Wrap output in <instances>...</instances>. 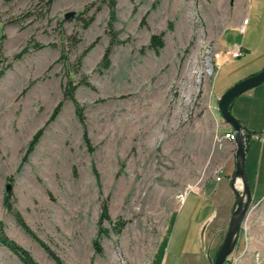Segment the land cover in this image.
Masks as SVG:
<instances>
[{
	"label": "rangeland",
	"instance_id": "374dc122",
	"mask_svg": "<svg viewBox=\"0 0 264 264\" xmlns=\"http://www.w3.org/2000/svg\"><path fill=\"white\" fill-rule=\"evenodd\" d=\"M102 1L53 0L47 12L41 0H0V224L39 264H58L44 246L65 264H162L170 247L195 245L209 211L197 210L185 224L188 207L181 204L220 176L219 154L226 150L212 105L264 70V0H116L114 28L123 43L108 66L102 62L110 45L106 4L88 29L78 20L63 22ZM244 16L249 24L241 34L233 27ZM160 34L165 46L156 54L149 45ZM237 45L244 56L226 59ZM85 78L90 86L80 85L75 96L91 149L74 103L64 100L68 81ZM255 93L264 97V84L244 96ZM249 119L263 138L264 100ZM256 179L236 264H264V173L253 185ZM227 184L225 178L221 187ZM223 197L207 229L206 245L217 251L237 207L234 192ZM104 202L113 221L127 225L102 238L100 253L94 240ZM0 264L23 263L0 243Z\"/></svg>",
	"mask_w": 264,
	"mask_h": 264
},
{
	"label": "crops",
	"instance_id": "0c3cea01",
	"mask_svg": "<svg viewBox=\"0 0 264 264\" xmlns=\"http://www.w3.org/2000/svg\"><path fill=\"white\" fill-rule=\"evenodd\" d=\"M245 17L246 16H244V18ZM242 22L243 19L239 23V25H236L233 28L239 31V27L241 26ZM243 49L245 51L244 47ZM225 58L228 59L226 56ZM224 88L225 89H223V92L226 90L227 87ZM248 92L242 94L243 95V96L241 95L242 97L241 96L238 97L232 103L230 110L233 116L237 118V120L243 126V131L246 135L245 170L250 182V187L252 191L254 190L253 199H255V193L258 187L257 179H256V184L254 185L252 184V181L253 180L255 181V178L258 174L264 173V139L258 136V134H261L263 131L261 130L256 131L257 127L256 126L253 127L249 119V115L251 113L253 115L254 112L257 111V106L258 104L263 102L264 97H260L258 93L257 94L255 93L254 95L248 94V96H244ZM221 98H222L221 95L217 97V103L215 106L211 104L213 108L214 117H215V111L220 112L219 102ZM209 100H210V94H209ZM218 124H219L218 129L220 128L225 130L224 133L222 134L219 133L221 136L226 133L235 134L233 127L226 120H224L222 115H221V121ZM223 143L226 150L225 153L219 154V159L221 160V164L218 167V171H217L219 172V170L220 171L222 170L221 173L222 179L220 181H217L216 178L214 182L206 185L204 190L191 192L192 194L190 195L188 194L181 204V206L184 204V210L186 209V207H188L185 224L189 220V218L195 214L197 210L198 212L204 209H207L209 211L208 214L201 221V225L199 227V231L197 234L199 241L197 239L195 245L191 246L190 248H184L181 245H177V247L171 251V247H170L168 249V252H166L164 256V261L162 264H215V258L219 251L215 250L212 246L206 245L207 229L210 227L212 222L218 217L220 211L222 210L221 209V206L223 204L222 201L225 199L223 195L225 197L228 196L229 199L232 198L231 195L234 192L232 190V186L236 174V151H237L236 142L223 140ZM225 178L228 180V184L224 187H221V184L225 181ZM239 183L240 181L236 182V186L238 185L237 187H239L240 185ZM227 189H230V191H228ZM218 191H219V195H217ZM262 199H264V196L261 197L259 200ZM183 232L184 231L180 232L181 234L180 240L183 239V235L185 233ZM229 262L232 263L231 261Z\"/></svg>",
	"mask_w": 264,
	"mask_h": 264
},
{
	"label": "trees",
	"instance_id": "16d2710c",
	"mask_svg": "<svg viewBox=\"0 0 264 264\" xmlns=\"http://www.w3.org/2000/svg\"><path fill=\"white\" fill-rule=\"evenodd\" d=\"M42 3L44 4V7L46 8L47 12H49L53 6V0H41ZM107 5L110 9V15H111V20L109 21L108 24V33L110 35V45L106 49L105 56L103 58V64H106V66L109 65L110 63V57L113 53L114 48L117 45L122 44L123 42L119 40L117 32L115 31L114 24L116 21V7H117V1L116 0H103L102 4L98 6V4H92L90 6H87L85 10L79 14H74L73 16L70 17H65L63 22H68L71 20H78L82 23L84 29H88L95 21V16L97 12H99L102 9L103 5ZM93 12V14L90 16V13ZM164 35H153L150 41L149 49H152L156 52V54H159L160 51L164 48L165 43H164ZM79 43V40L75 39V41L72 42V46L76 47ZM95 43L89 46L85 50V52L80 56L78 59V66L80 67L82 65L83 58L95 47ZM66 59V55L63 53L62 59ZM80 85H85V86H90L89 82L87 79H83L79 84H76L72 79L68 81V84L64 88V100H70L71 102L74 103L75 108H76V113L78 118L80 119L83 127H84V140L88 146V148H92L91 146V141L89 139L87 127H86V117H85V111L83 106L77 101L76 99V91ZM62 107V106H61ZM59 110L57 109L53 115L52 119H56L57 115H59ZM43 135V130L38 132L34 139L31 142L30 149H33V147L37 144V142L40 140V138ZM12 200L11 197V192H8L6 195V204L10 210L13 209L12 204L10 201ZM19 217V216H18ZM19 222L21 225L30 233L34 236L32 231L29 229V227L22 221V219L19 217L18 218ZM105 223H109L112 225L110 229L105 227ZM127 222H125L122 219H119L118 221L114 222L113 218L110 215V210H109V204L108 202H104L102 204V210H101V215L100 219L98 221V235L94 240V246L95 249L103 253V249L101 247V242L102 238L104 236H109L111 231H114L115 234H122L124 229L126 228ZM35 237V236H34ZM36 239V238H35ZM0 243L2 245H5L8 249H10L20 260L23 264H39L33 256L22 246H20L18 243L15 241L11 240L4 232L2 224H0ZM42 244V243H41ZM46 249L47 253L51 256L52 259H54L58 264H65L50 248L44 246Z\"/></svg>",
	"mask_w": 264,
	"mask_h": 264
},
{
	"label": "water",
	"instance_id": "95a60500",
	"mask_svg": "<svg viewBox=\"0 0 264 264\" xmlns=\"http://www.w3.org/2000/svg\"><path fill=\"white\" fill-rule=\"evenodd\" d=\"M263 83L264 70L258 74L242 80L241 82L233 86L222 96L219 102V110L222 117L233 127L236 135V174L233 180L232 190L236 195L237 207L234 210L232 218L230 220V227L226 239L215 258V264H225L229 256L233 253L238 241V236L240 234L241 228L244 224L253 201V194L245 170L246 135L243 131V126L241 125V123L231 113L230 107L232 103L242 94L262 85ZM237 181H240V183H242V190H239L236 186Z\"/></svg>",
	"mask_w": 264,
	"mask_h": 264
},
{
	"label": "built area",
	"instance_id": "2783aa9c",
	"mask_svg": "<svg viewBox=\"0 0 264 264\" xmlns=\"http://www.w3.org/2000/svg\"><path fill=\"white\" fill-rule=\"evenodd\" d=\"M248 24H249V19L245 18L243 20L241 26L239 27V31L241 34H244L246 32ZM244 53H245V51H244L243 47L237 45L234 49L226 51L225 56L230 60H235V59L242 58L244 56ZM221 57H222L221 53H216L214 55L215 61H218ZM263 139H264V135H263ZM223 140H229V141L235 142L236 141V135L233 133H226V134L220 136V141L223 142ZM218 173L220 174V176L217 177V181H220L222 179V176H221L222 170L221 171L219 170ZM190 193L191 192L187 193V195ZM234 252H235V250L229 256L228 260L231 261L233 264H236V261L233 260V257H232Z\"/></svg>",
	"mask_w": 264,
	"mask_h": 264
},
{
	"label": "bare ground",
	"instance_id": "6f19581e",
	"mask_svg": "<svg viewBox=\"0 0 264 264\" xmlns=\"http://www.w3.org/2000/svg\"><path fill=\"white\" fill-rule=\"evenodd\" d=\"M240 185H239V187H238V189H241L242 188V185H241V183H239ZM238 186V185H237Z\"/></svg>",
	"mask_w": 264,
	"mask_h": 264
}]
</instances>
